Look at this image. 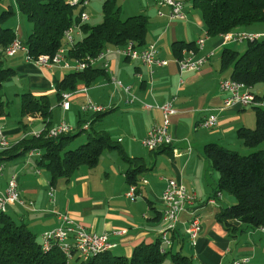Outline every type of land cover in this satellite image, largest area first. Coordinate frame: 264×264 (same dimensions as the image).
<instances>
[{"label": "crops", "instance_id": "obj_1", "mask_svg": "<svg viewBox=\"0 0 264 264\" xmlns=\"http://www.w3.org/2000/svg\"><path fill=\"white\" fill-rule=\"evenodd\" d=\"M182 1L185 18L177 20L161 17L158 13L160 8L152 0H142L138 6L137 15L148 17L146 45L156 47L157 56L167 61L166 66L151 71L142 62L110 53L94 65L104 69L107 74L100 76L90 86L80 84L76 90L68 92L71 94L69 110H64L57 98L56 105L61 107L64 114L70 112L73 105H77L79 110L86 99L105 106L107 111L103 117L85 114L83 121L80 120L81 125L78 122V128L82 124H89L87 131L95 129L106 132L121 147L122 154L118 150L107 149L95 168L82 167L69 181L60 178L54 184L51 183L50 172L39 167L37 156L29 159L20 155L13 158L2 156L5 169L0 176V193L6 189L10 176L16 174L20 195L25 202L24 205H9L6 213L17 224L25 225L39 243L42 242L43 233L62 224L59 214H66L88 231L107 234L109 241L115 244L110 250L113 255L130 257L138 245L161 239L165 227L162 194L168 180L173 179L183 184L189 193H194L197 199L181 213L177 233L168 234L171 239L175 234L178 236L173 242L174 251L181 250L192 256L195 264H231L245 256L251 258L250 264H264V227L242 226L245 231L231 237L216 220V214L222 208L236 203L235 197L224 192L217 199L216 206L206 204L218 192L219 174L204 156V147L215 143L228 149L232 146L245 153L243 147L246 146L237 132L241 128L254 129L256 118L255 111L254 114L246 111L248 107L236 105L221 110L226 93L221 91L220 82L231 78L232 73L231 68H222L221 55L223 49L231 44L223 45L221 37L209 36L201 13L193 7L192 0ZM10 7L15 9L17 18L14 27L10 28L20 38L21 14L17 11L15 0H12ZM2 10L7 9L0 0ZM162 10L168 12L167 9ZM262 30V27H254L248 31ZM201 39L205 42L204 47L199 49L196 43ZM174 42H194L197 49H184L181 57L177 58L172 50ZM109 48L115 51L114 46ZM187 50H192L196 58L210 52L214 54L200 71L180 73L177 60L187 57ZM106 62L109 66L107 70L104 68ZM8 67L16 72L7 83H19V90L15 93L17 97L30 92L36 97L48 96L51 101L52 94L57 95L60 82L70 72L58 66L39 67L35 61L27 59L24 52L9 57ZM113 78L131 86V95L117 87ZM256 88L257 94L254 93ZM250 91L255 96H262L264 86L256 84ZM133 97V102H130ZM170 100H173L176 110L170 117L173 143L150 151L143 147L142 140L153 125L162 123V111L157 106ZM211 114L217 116V125L213 129L201 127V122ZM7 121V113L2 108L0 130L6 134L10 148L28 134L32 136L35 130L45 127L40 116L21 117L17 123ZM59 122L60 119L56 122L52 114L51 126ZM262 145L264 142L258 147L262 148ZM259 150H264V146ZM125 157L142 159L145 167L134 184V201L127 196L131 184L127 181L126 172L130 164ZM51 188L55 203L50 201ZM193 213L201 217V230L195 247H191L185 235V222ZM233 223L240 224L237 221Z\"/></svg>", "mask_w": 264, "mask_h": 264}, {"label": "trees", "instance_id": "obj_2", "mask_svg": "<svg viewBox=\"0 0 264 264\" xmlns=\"http://www.w3.org/2000/svg\"><path fill=\"white\" fill-rule=\"evenodd\" d=\"M15 2L17 11L33 25L24 41L29 60L42 55L53 57L61 47L66 46L64 34L74 24L80 23L83 12L79 6H72L70 0ZM192 5L201 13L211 37L219 38L229 32L248 31L254 27H262L264 30V0H192ZM77 9H80L78 14ZM15 14L12 7L0 13L1 47H6L16 37L15 30L6 26ZM120 14L118 0H105L102 23L95 26H89L88 23L81 25L83 36L68 49L67 59L82 61L88 57L94 58L110 46L115 49L124 47L129 41L136 42L138 46L146 45L148 17L139 14L122 19ZM246 43V49L242 53L230 47L224 48L221 64L224 70L231 68V79L251 88L258 83L264 84V39ZM184 49L197 48L194 42L173 43L172 50L177 58L181 57ZM4 58L0 52V90L16 74L11 67H4ZM49 61L54 64V59ZM105 74L107 72L104 69L94 66L79 72L70 71L60 82L58 100L61 101L62 93L74 91L80 84L90 86ZM256 99L264 100V94L256 96ZM3 105L4 102L0 100V112ZM51 108L48 96L36 97L30 92L21 95L22 119L40 116L45 127L41 136L28 135L12 148L0 152V161L4 155L13 158L34 149L39 150L41 156L37 161L38 165L50 172L51 183L54 184L60 178L69 181L82 167L95 168L107 149L123 153L121 147L106 132L95 129L87 131L89 128L82 127L77 135L87 132V141L76 149L67 150L76 135L69 134L56 139L47 137L52 120ZM253 109L255 128H241L237 132L239 139L250 149L257 148L264 142V108L253 106ZM105 114L106 112L96 115L98 118ZM81 123L82 121L79 125ZM204 156L219 174L217 191L233 195L236 199L235 204L222 208L216 214V220L231 237L243 233L245 228L242 226L264 227V150L241 155L237 151L211 143L204 147ZM125 160L130 164L126 172L127 181L134 185L145 167L142 159L125 157ZM6 212L0 211V264H195L192 256L172 249L174 240L178 238L177 234L171 239L172 245L163 251L162 241L159 239L154 243L138 245L130 257L116 256L109 250L88 259H82L78 255L72 260L67 259L58 245L45 249L25 225L17 224ZM234 221L240 224L235 225Z\"/></svg>", "mask_w": 264, "mask_h": 264}, {"label": "built area", "instance_id": "obj_3", "mask_svg": "<svg viewBox=\"0 0 264 264\" xmlns=\"http://www.w3.org/2000/svg\"><path fill=\"white\" fill-rule=\"evenodd\" d=\"M158 5L159 15L161 17H167L169 20L184 19L185 15L183 12L184 3L182 0H152ZM72 6H79L83 9L80 16V23L74 24L70 29L65 32L66 46L61 47L57 53L50 57L48 55H42L32 61H38L39 67H47V59H54L58 62V67L66 71H83L90 66H94L98 61L104 60L107 54L115 53L126 59L139 61L145 64L151 71L156 67H163L167 65V61L157 56V49L154 45L138 46L136 42L129 41L124 45L123 52H115L114 48H107L105 52H101L97 57H88L82 61H71L67 59L66 54L68 49L73 46L79 36H82L81 25L89 20V15L85 13L86 7L89 5V0H70ZM162 9H167L168 12H164ZM264 39V31L256 33H248L246 36L232 37L229 40H225L223 45L227 44H242L245 42H253L256 40ZM204 39L199 40L196 45L199 49L204 47ZM26 49V45L17 35L14 40L6 47L0 46L1 54L6 57V53H19ZM188 56L183 59H178L177 64L179 66L180 73L189 71H200L207 61L213 56V52H210L203 56V60H196L195 53L192 50H187ZM104 68H109L108 63H104ZM114 84L123 89V91L131 95V86L124 85L120 80L116 78L112 79ZM221 91L226 93L224 106L221 110L233 107H249L256 106L264 108V100H257L256 96L250 91V87L245 84H237L236 80L231 78L224 79L220 82ZM70 93H62L61 95V107L64 110H69L71 107ZM134 97L130 100L133 102ZM146 108H152L151 105H145ZM163 115L162 123L153 125L147 132L146 136L142 140L144 148L155 151L157 149L171 146L173 138L170 134V117L176 113L173 100L167 101L160 106H157ZM107 110L105 106L93 103L90 99L81 106V111L84 114H99ZM217 125V116L215 114L209 115L204 119L200 126L206 129H213ZM88 128V124L85 126ZM75 131V127L69 123L63 121L58 125L51 126L47 132V137L56 139L61 136L72 134ZM43 133V129L33 132L32 136L39 137ZM10 148V143L6 137V134L0 130V152ZM28 156H41L39 150H31L28 152ZM5 169L4 163L0 161V176ZM50 201L55 203V194L53 188L49 191ZM127 196L134 201L136 198L135 186L131 185ZM222 196V192L218 191L214 196L210 197L206 204L211 206L217 205V199ZM196 196L193 193H189L187 188L177 182L176 180H168L166 189L162 194V202L165 208V218H162L165 227L161 232L162 251L164 248L168 249L172 245V240L168 236L169 233L176 231L177 226L180 222V215L182 212L187 210L188 205H192L196 201ZM21 204L25 202L22 200L17 175L13 174L10 176L7 187L4 190V197H0V206L8 207L10 204ZM33 205V202H30ZM59 218L62 224L52 230H49L42 234V246L58 245L62 252L65 254L67 259H73L75 255H78L82 259H88L89 256L94 253L97 249H103V247H114L115 244L109 241L107 234H97L88 229L80 223H76L66 214H59ZM201 230V217L197 218L196 222H185V235L191 245L195 247L197 244L198 234ZM250 257H240L235 259L231 264H250Z\"/></svg>", "mask_w": 264, "mask_h": 264}, {"label": "rangeland", "instance_id": "obj_4", "mask_svg": "<svg viewBox=\"0 0 264 264\" xmlns=\"http://www.w3.org/2000/svg\"><path fill=\"white\" fill-rule=\"evenodd\" d=\"M104 1L105 0H89L90 3L85 9V13H87L89 15V18H90V20H88L86 22V23H88L89 26H95V25L102 23ZM3 2L6 4V9H8L11 6L12 0H3ZM118 3H119L120 8L122 10L120 16L122 19H126L128 17L137 15V13H138L137 11L139 9L138 6L142 3V0H119ZM79 10L80 9H77V11H76L77 14H78ZM2 11H0V13ZM19 20L21 22V27H20V31H19L20 38L22 40H26L32 31L33 25L22 14H21V19L19 18ZM16 22H17V18L14 16L6 23V26L14 27ZM243 31H245V30H243ZM262 31H264V30H262ZM246 45H247V43L245 42L242 44H231V45H229V47L242 53L246 49ZM8 61H9V57H5L4 63H3L4 67H8ZM18 84L16 81H13L11 83L5 82L3 85L4 86L3 89L0 90V99L2 102H4L3 108H4L5 112L7 113V119H8L7 122H9V123H17V121H19L21 119V96L17 97L15 94V93H17V90H19ZM257 85H263L264 86L263 83H258ZM257 91L258 90L256 88L254 93L257 94L258 93ZM51 99H52V101H51L52 102L51 103L52 109L54 110V112L52 113L53 119L56 122L60 119V122L58 124L65 121V122L69 123L70 125H72L73 127H75V131L71 135L72 136L76 135V136L74 137L72 143L69 145L67 150L76 149L77 147H79L80 145L84 144L87 141V137H86L87 132H84L81 135H77V134L80 132V129L78 128L79 127L78 122L80 120L84 119L85 116L88 114L85 115L81 111V106H79V110H78L77 105H73L72 110L70 112L64 114L62 112L61 107L56 105L57 104V95L52 94ZM53 105H55V107ZM246 111L252 112V113L254 112L252 106H249L246 109ZM53 126H55V125H53ZM84 127H85V125L82 124V128H84ZM35 131H39V130H35ZM263 146L264 145H262V148L260 146L258 148H253V149L243 147L244 150H246L245 153L241 152L240 150H236L237 148H234L232 146H230L231 148H229V149L237 151L241 155H249L250 153L256 152L259 149H263ZM24 156L29 159L28 153L20 155L19 157L22 158ZM37 157L40 158L39 156H37ZM44 171L48 172L46 170H44ZM12 204L14 205V203H12ZM8 208H7V211H8ZM37 241H38V239H37Z\"/></svg>", "mask_w": 264, "mask_h": 264}, {"label": "bare ground", "instance_id": "obj_5", "mask_svg": "<svg viewBox=\"0 0 264 264\" xmlns=\"http://www.w3.org/2000/svg\"><path fill=\"white\" fill-rule=\"evenodd\" d=\"M248 32V31H247ZM248 33H256V32H248ZM240 36H246V31L240 30V31H233V32H229L226 33L224 35L221 36L222 39V43L225 42V40H229L232 37H240ZM116 52H123L124 51V47H118L115 49ZM1 52V51H0ZM23 52L26 54L27 57V53H28V48L26 47V49H23ZM17 53H6L7 57H13L15 56ZM28 59V57H27ZM196 60H203V56L196 58ZM36 63L38 64V61H36ZM54 65L58 66V62L56 60H54V64H51L49 59H47V67H53ZM75 72V71H74ZM237 84H242L237 82ZM67 93V92H66ZM61 103V101H60ZM107 111V110H106ZM105 111V112H106ZM104 113V112H103ZM101 114V113H99ZM87 125V124H86ZM85 125V126H86ZM89 127V124H88ZM85 128V127H84ZM88 129V128H85ZM0 197H4V192L0 193ZM6 208L5 206H0V211L6 212ZM199 217V214L193 213L192 217L186 221V222H196L197 218ZM162 218H165V211L162 214ZM189 242V241H188ZM190 244V243H189ZM50 246H44L45 249H48ZM113 247H103V249H97L94 253H92L90 256L96 255L98 253L101 252H105V251H109L111 250ZM89 256V257H90Z\"/></svg>", "mask_w": 264, "mask_h": 264}]
</instances>
